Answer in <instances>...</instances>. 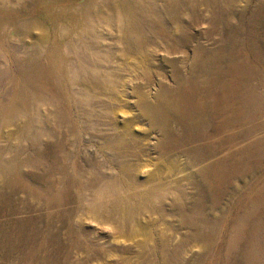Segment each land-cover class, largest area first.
<instances>
[{
  "label": "rangeland",
  "instance_id": "1",
  "mask_svg": "<svg viewBox=\"0 0 264 264\" xmlns=\"http://www.w3.org/2000/svg\"><path fill=\"white\" fill-rule=\"evenodd\" d=\"M0 264H264V0L0 2Z\"/></svg>",
  "mask_w": 264,
  "mask_h": 264
},
{
  "label": "bare ground",
  "instance_id": "2",
  "mask_svg": "<svg viewBox=\"0 0 264 264\" xmlns=\"http://www.w3.org/2000/svg\"><path fill=\"white\" fill-rule=\"evenodd\" d=\"M4 1V0H3ZM6 1V0H5ZM149 1V0H148ZM92 6V5H91ZM88 9V8H87ZM92 9V8H91ZM135 10V9H134ZM90 12V11H89ZM91 14V13H90ZM90 18V17H89ZM88 19V18H87ZM109 19V18H108ZM109 20H111V19H109ZM113 20V19H112ZM61 27V26H60ZM59 29H61V28H59ZM64 29V28H63ZM173 29H175L174 27H173ZM65 30V29H64ZM67 31V30H66ZM175 32L174 33H176L177 31H176V29L174 30ZM2 32V31H1ZM64 32V31H63ZM58 33H59V30H58ZM60 33H61V31H60ZM59 33V34H60ZM67 34V33H66ZM61 35V34H60ZM59 35V36H60ZM63 36H65L64 34H63ZM125 62V61H124ZM128 64V66H129V63H127ZM119 65V64H118ZM122 65V64H121ZM124 66V68H125V65H123ZM127 68V67H126Z\"/></svg>",
  "mask_w": 264,
  "mask_h": 264
},
{
  "label": "crops",
  "instance_id": "3",
  "mask_svg": "<svg viewBox=\"0 0 264 264\" xmlns=\"http://www.w3.org/2000/svg\"><path fill=\"white\" fill-rule=\"evenodd\" d=\"M0 2H3V0H0Z\"/></svg>",
  "mask_w": 264,
  "mask_h": 264
}]
</instances>
